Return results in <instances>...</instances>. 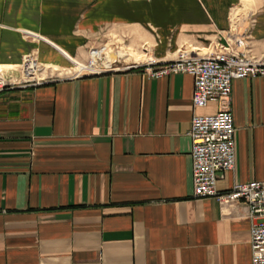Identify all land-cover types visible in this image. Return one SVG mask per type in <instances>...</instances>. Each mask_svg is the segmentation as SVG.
Listing matches in <instances>:
<instances>
[{
  "label": "crops",
  "instance_id": "obj_1",
  "mask_svg": "<svg viewBox=\"0 0 264 264\" xmlns=\"http://www.w3.org/2000/svg\"><path fill=\"white\" fill-rule=\"evenodd\" d=\"M237 2L0 0V66L84 63L105 25L141 55L212 51ZM255 14L261 55L264 0ZM193 94L191 74L144 68L0 91V264H252L246 206L194 196ZM231 110L220 191L264 181V77L234 80Z\"/></svg>",
  "mask_w": 264,
  "mask_h": 264
},
{
  "label": "built area",
  "instance_id": "obj_2",
  "mask_svg": "<svg viewBox=\"0 0 264 264\" xmlns=\"http://www.w3.org/2000/svg\"><path fill=\"white\" fill-rule=\"evenodd\" d=\"M256 14L241 16L231 11L225 42L218 40L214 50L182 48L173 60H162L149 53L142 63L121 64L113 60L117 48L107 45L90 50L88 61L73 60L74 72L62 75L61 70L43 65L35 54L27 55L20 69L35 68V74L20 82L0 76V91L12 87L37 86L64 78L79 79L122 70H144L152 77L188 73L194 78L193 107L195 113L189 136L192 140L193 180L195 198H215L220 204L242 203L251 222L252 264H264V181L235 184L220 191L218 180L226 171L235 169L236 148L234 117L231 110L232 82L236 79L264 77V54L254 53L253 29ZM45 76L41 74L45 73ZM38 74V75H37ZM211 102H218L214 114L197 111Z\"/></svg>",
  "mask_w": 264,
  "mask_h": 264
},
{
  "label": "rangeland",
  "instance_id": "obj_3",
  "mask_svg": "<svg viewBox=\"0 0 264 264\" xmlns=\"http://www.w3.org/2000/svg\"><path fill=\"white\" fill-rule=\"evenodd\" d=\"M263 0H238V2L235 4V6L232 7L231 11H237L238 14H240L241 16H246L249 14V12L251 13H255L258 8H260L261 2ZM110 30L111 28H109L107 25H105L101 31L98 33L96 40L101 41V43L98 46H94L93 48H101L105 45L109 46V47H113V48H123L125 50L128 49L127 44L129 43V38L126 35H121L119 36L117 33L116 35H113V38H110ZM114 45V46H113ZM131 54H134L136 57L140 58L139 62H143L141 61L142 57H145L144 55L139 54L138 52L135 51H131L129 50ZM88 61V60H87ZM46 66H48L47 64H45ZM1 67V66H0ZM75 65L72 64L69 67H59L61 70V74L62 75H66L69 74L70 72H74L75 70ZM55 69V68H54ZM1 68H0V72H1ZM56 72V69L53 71V73ZM44 76V75H43Z\"/></svg>",
  "mask_w": 264,
  "mask_h": 264
},
{
  "label": "bare ground",
  "instance_id": "obj_4",
  "mask_svg": "<svg viewBox=\"0 0 264 264\" xmlns=\"http://www.w3.org/2000/svg\"><path fill=\"white\" fill-rule=\"evenodd\" d=\"M251 12H249L250 14ZM114 46V45H113ZM113 48V47H112ZM115 55L112 57L113 60L119 59L120 62H125V64H130L134 62H139L140 58L136 57L134 54H131L129 50H125L123 48H119L115 51ZM145 57H142L141 61H145L148 57L144 55ZM43 64V63H42ZM45 65V64H43ZM52 67V72L56 69L57 65H48L47 67ZM1 72L0 76L4 78H9L13 82H20L23 79L26 78V76L30 74H35V68H30V70L23 71L20 69V66H9V65H4L1 66ZM55 68V69H54ZM38 75V74H37ZM42 76L46 75V72L41 74Z\"/></svg>",
  "mask_w": 264,
  "mask_h": 264
}]
</instances>
